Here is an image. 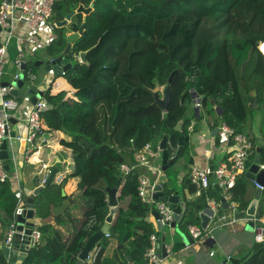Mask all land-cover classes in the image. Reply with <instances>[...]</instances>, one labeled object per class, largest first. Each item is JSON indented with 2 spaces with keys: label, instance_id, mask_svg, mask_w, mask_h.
Wrapping results in <instances>:
<instances>
[{
  "label": "trees",
  "instance_id": "16d2710c",
  "mask_svg": "<svg viewBox=\"0 0 264 264\" xmlns=\"http://www.w3.org/2000/svg\"><path fill=\"white\" fill-rule=\"evenodd\" d=\"M91 2L56 0L51 25L64 20L81 3L89 7ZM83 21L84 14L77 13L66 26L52 29L55 38L46 47L50 58L64 53L68 36L78 32ZM261 42L264 0H96L83 35L74 41L68 55L73 67L62 75L68 86L54 88L55 78L45 90L48 106L41 111L42 130L37 136L65 133L59 141L71 150L74 166L60 183H52L40 192L35 199L36 213L39 218L50 217L52 207L66 198L62 190L67 180L76 178L77 190L67 198L73 202L71 209L82 211L79 220L71 213L73 220L81 224L66 237L51 222H42L38 226L40 240L23 264H76L87 240L105 224L110 209L107 187H117L120 180L114 233L97 244L101 251L96 259L84 264H102L110 239L117 243L120 264H148L145 253L155 228L146 221L151 204L142 201L138 193L139 178L145 174L137 167L123 177L121 164H132L134 153L148 143L157 149L164 136L173 157L179 138L184 136L180 159L184 160L183 169L188 170L193 164L189 130L192 95L194 100L200 98L205 115L216 119L213 128L221 121L243 132L255 110L249 107L254 90L259 106H264ZM82 51L87 52L86 63L78 61ZM160 55L165 60L156 66L155 82L151 84L142 66L146 59ZM35 67L27 63V69L34 71ZM24 76L29 79L27 73ZM165 84L172 92L167 110L156 103L154 95L156 85ZM180 121L184 123L182 132L176 131ZM262 123L264 134V118ZM251 140L254 154L258 140ZM261 156L264 164V146ZM10 170L6 181L0 180V230L4 241L21 203L13 190ZM182 171L181 166L169 167L165 185L177 191ZM190 172L186 171L184 185L195 193ZM251 184L241 174L232 189V199L240 211L251 201ZM201 207L202 202H192L181 223H194L190 217ZM263 215L264 190L257 218ZM0 264H8L1 248ZM238 264H264V242L257 243Z\"/></svg>",
  "mask_w": 264,
  "mask_h": 264
},
{
  "label": "crops",
  "instance_id": "0c3cea01",
  "mask_svg": "<svg viewBox=\"0 0 264 264\" xmlns=\"http://www.w3.org/2000/svg\"><path fill=\"white\" fill-rule=\"evenodd\" d=\"M11 45L9 47V51L11 49ZM14 50H15V46H14ZM9 57L12 58L10 53H9ZM40 57H42L41 59L43 60L50 58L48 56V53L46 52V49H38L36 52H28L27 58L25 60L26 63H28L29 65V63L31 62L28 61V58H33L34 60L36 59L38 61L41 60ZM13 59L14 62L16 57L13 56ZM42 67L44 66L39 67V70L40 69L41 70L39 71L38 74L35 73V70L33 71L35 74V78L31 80L33 86H30L28 82H26L28 84L27 86L29 87V89L32 88L36 91L46 90L47 88L50 87V85L54 83V80L57 76H55L53 71L47 72L45 67L42 70ZM8 69L9 71L7 72L5 70V74H6V77H4L5 82H9L17 71V68L16 69L13 68L14 70L13 69L11 70V67H9ZM62 81L65 80L62 78ZM53 86L54 88H58L61 86V82H57V83L55 82ZM25 88L28 94V88L27 87ZM31 98L32 95L28 94L22 100L20 107L15 112L16 114L15 117L19 120V123L15 125L11 123V129L12 131L16 132L17 136L15 139L13 138L11 140L8 139L9 140L8 152H9V160H10L9 162L11 163L10 180L12 181L13 190L17 192L18 196H20L21 203L19 207L26 199L24 188L35 189L38 186H40L42 179L46 176V173L50 174L51 170L55 166H58L60 171L56 175L53 183L55 182L60 183L65 178V176H67L73 170V166H74L73 155L71 153V150L62 146L61 144L59 145L55 144L53 140L54 138L52 139L54 133H49L51 134V136L46 141H44L45 137L43 135L40 136L39 140L37 141L38 145H33L30 147L25 146V148L24 145H22V139L26 134V128H27L26 118L28 115V111L34 105ZM251 98H252V94H251ZM191 99L192 101L189 107L190 109L189 118L191 119L190 122L191 129L189 127V130H190V146H191L193 164L188 167V170L187 168L183 169L184 160L180 159V157L173 164L176 165L177 167L181 166V170H184L182 171V173L179 175L178 178V190L173 191L170 186H166L164 183L167 178L165 176L166 171L162 169V162H161L162 157H160L157 160H151L150 167H141L140 170L142 171L143 174H145V176L147 177L150 183L151 189L149 193L152 195V198H153V186L155 184H162L163 190L166 192V194L169 195V194L178 193V195L180 196V201L182 203H185L187 205V208L195 200L196 202H202L201 209L204 208L205 200L208 201L214 200L217 203H219V205L221 206V197L223 196L222 192L221 190L217 191L213 183L204 192L203 196H197L195 194L196 192L195 193L191 192L190 188L184 185L186 171H190L193 166L197 165L199 167H203V168L208 167L210 169L211 161L215 166H217L223 161H229L230 153L232 151V141L230 140V138L225 136L223 133H222L223 136L220 137L218 134L219 132H221L220 130L214 133V131L217 128L219 129L220 126L219 125L218 127L213 128L212 120L216 121L214 117L212 118V120L206 117L205 123L203 124L204 130H202V128L199 129V127L197 126V121L198 119L202 118L204 112L202 108H199L198 110L196 109L194 95L191 96ZM254 112H253V117H254ZM251 120L246 124L245 130L242 133L247 134L250 138L251 137L256 138V140H259L260 138L264 140V134L261 131V127L263 123H261V126L258 127L256 131H253ZM18 136H21V139H19ZM61 138H63V136H61L59 140ZM256 148H254L255 149L254 154H252L251 151V155H250L251 158H255ZM176 152H177V148L175 150V154ZM43 165L48 166L49 169H43ZM250 181L252 182L250 188L254 190V193L252 194V192L250 191L248 196L251 197V201H252L255 198L256 192L259 188L257 187L255 181L252 180ZM77 183L78 180L76 178H69L65 186L63 187L62 195L63 193H65V196L63 195L64 197H66L65 200H68L70 202L69 206L65 210L66 213L54 214L52 211V215L50 217L37 219L38 226L44 221L51 222V224L56 229L61 230L66 237L71 236L76 231V229L80 227L81 223L75 222V220H73L71 216V213H73L74 218L76 217L79 220L82 218V211L79 208L71 209L73 202L71 201L70 198H67V196H70L76 192ZM153 202H155L156 204L155 207L152 206ZM153 202H147L151 204V211L149 216L146 218V221L153 223L155 228L154 232L157 233L161 238L162 232L160 233L158 232V224H157L158 221L153 216V210L157 209V203L159 201H153ZM247 208L245 210H247ZM236 210H237V206L236 209L235 208L233 209L230 206V203L228 209H223L220 207L218 210H216V216L212 218L210 224H213V222L218 217L223 215L227 216V220L231 223L217 227L205 243H197L195 241L189 242L187 240L186 241L184 240V236H188L192 238L189 234L190 225H198L201 227V218L199 216V213L195 211L193 213V216L190 217L194 220V223L192 224L186 225L184 223H181L182 220V216H181L180 220L177 222V225L175 227L166 225L164 227V231L167 233V240L165 242L166 252L162 256L163 262L161 264H222L226 259H229L230 257L238 258L239 260H241L242 256H247L249 252H252L255 249L257 242L255 241L254 232L249 231L247 229V222L249 220L237 219L235 216ZM69 218L71 219V221L69 220ZM255 219H258L260 222L264 223V215L261 218H257V213H256V216L254 217V221ZM0 226H1V221H0ZM255 226H256V222H255ZM107 238L109 239L111 237H107ZM110 240H111L110 243L107 245L106 249L103 252L101 263L120 264L116 253L117 243L114 239H110ZM2 242L5 243L3 239ZM176 245H179L180 248L175 249ZM211 252H213L214 254L211 255ZM91 260L93 261L92 255H90L87 261H91Z\"/></svg>",
  "mask_w": 264,
  "mask_h": 264
},
{
  "label": "built area",
  "instance_id": "2783aa9c",
  "mask_svg": "<svg viewBox=\"0 0 264 264\" xmlns=\"http://www.w3.org/2000/svg\"><path fill=\"white\" fill-rule=\"evenodd\" d=\"M56 0H0V97L1 104L0 110L3 112V116H0V151L4 138H11V123L10 117L16 116L15 112L21 105L19 99H16L12 95V91L16 85L14 82L18 81L22 72L28 75L29 79L35 78V74L32 70L27 69V63L25 69H22L23 62H26L28 52H36L38 49H46V47L55 38L53 33V27L50 19L53 15V8ZM15 43L16 59L14 64L17 68L13 78L7 85H3L5 75V63L9 58V47L11 43ZM259 49L264 55V42L259 44ZM79 58V55L77 56ZM25 82L27 80L25 79ZM196 106L201 108V100H197ZM48 106L46 99L39 98L28 111L26 118V124L29 129L27 141L33 144L34 140L41 133L42 120L41 111ZM191 129V127H190ZM219 130L225 136L229 137L232 141V151L230 153L229 161H223L218 164L213 173L218 180L220 190L223 197L230 203V206L236 209V204L232 199V189L236 185L237 178L241 174L247 172L246 162L248 152L253 149V142L251 138L238 132L235 128L231 127L227 123H222L219 126ZM21 139V136H18ZM30 147V146H29ZM162 157V150L160 147L154 149L151 144H146L142 149L134 153V162L132 164L123 163L120 166V171L123 177L129 175L137 167H150L151 160H157ZM5 161L0 157V180L6 181L8 178V171L5 167ZM43 169H49L48 166L43 165ZM211 170L197 165L193 166L190 172V178L192 183L196 187V195L203 196L204 192L211 186ZM49 173L42 179L43 184ZM257 187L264 190V186L256 183ZM150 183L145 176H140L138 193L144 202H153L150 191ZM208 205L217 210L219 203L214 200L208 201ZM157 209L161 215L160 221L166 226L174 221V211L172 205L165 201H159L157 203ZM216 216V213H215ZM214 216V217H215ZM256 226L254 230L255 241L257 243L264 242V223L255 219ZM231 223L227 220V216L218 217L213 224L207 226L206 229L198 225L189 226V234L193 240L197 243H205L207 239L212 235L213 231L219 227ZM17 223L11 224L7 232L5 243L7 246H11L13 243L14 235L16 233ZM41 233L38 230V224L34 228L32 233V243L37 245L40 240ZM106 236H110L107 234ZM159 235L152 233L150 236V245L145 253V258L148 264H161L163 258L160 254ZM101 251V247L96 245L90 255L93 259H96L97 255ZM214 253L211 252V255ZM90 257V256H89Z\"/></svg>",
  "mask_w": 264,
  "mask_h": 264
},
{
  "label": "water",
  "instance_id": "95a60500",
  "mask_svg": "<svg viewBox=\"0 0 264 264\" xmlns=\"http://www.w3.org/2000/svg\"><path fill=\"white\" fill-rule=\"evenodd\" d=\"M95 1L91 2L89 7H86L84 3H81V5L78 7L77 10L72 11L67 15V17L59 22H56L53 24V29L60 28L63 26H66L68 22L72 19V17L77 13H83L84 14V21L82 25L80 26V29L76 33H72L68 36L67 39V46L64 51V53L56 58H48L46 60H38L35 62L36 67L44 66L47 72H54L55 76H62L66 72L69 71L73 67V61L68 56L71 52L72 45L74 41L79 38L81 35H83L84 30L86 28V21L88 15L94 10L95 7ZM87 52L82 51L79 53V62L80 63H86L87 62ZM26 62H23L22 69H25ZM173 74L169 78V83L172 81ZM3 85H7L8 82H3ZM16 85L15 89L12 91V95L16 98H20V92L21 89H24L28 84L25 82V76L24 72L21 73L20 78L18 81L14 82ZM160 92V93H159ZM28 93L29 95H32V102L35 104L37 103V100L39 98H43L45 95V90H39L36 91L32 88L29 89L28 87ZM252 98L249 101V107L250 108H256L259 106V103L257 101V92L254 90L252 93ZM154 95H155V101L157 104H159L164 110L168 109L169 103L171 101L172 92L169 84H165L164 86H158L154 88ZM197 100H200V98H196L195 102ZM184 101V97L182 99V102ZM0 104H1V97H0ZM196 109L198 110L199 107L196 106ZM0 116H3V112L0 110ZM10 123L13 125L19 123V120L12 116L9 119ZM184 127L183 121H180L176 126V131L182 132ZM218 128L214 131V133L218 132ZM29 129L26 128V134L22 139V145L25 146H33V144H30L27 141ZM16 132H11V138H16ZM43 136L45 137L46 141L50 138L51 134L44 133ZM8 138H4L2 145H1V151H0V157L5 161V167L7 171L10 170L9 165V152H8ZM160 149L162 150V169L166 171L171 165H173L177 159L182 155L184 147H185V137L181 136L178 141L177 146V152L174 157H170V152L168 148V138L167 136H164V138L160 142ZM264 146V140L260 138L258 140V146L256 148V156L255 158H251V151L248 152L247 162H246V168L247 172L245 173V176L249 178L252 181H255L258 184H261L264 186V165L262 164V150ZM210 176H211V182L215 185V188L217 191H220V187L218 184V180L215 177L213 171L215 169V165L213 162H210ZM60 171L58 166H55L50 174L48 175L46 181L38 186L35 189L31 188H24V192L26 194V199L22 203V205L17 209L16 212V233L14 235L13 243L11 246H7L2 242L1 238V230H0V248L5 253L8 264H23V262L26 260L27 256L29 255L31 249H33L36 245L32 243V233L34 231V228L37 226V219L39 218L36 213L35 208V199L36 196L40 194V192L48 187L53 181L55 180L56 175ZM121 182V180H120ZM119 182V184H120ZM119 184L115 188L107 187V193L109 197V213L105 219V224L103 227L97 231L95 234H93L86 242L83 250L79 254V259L76 264H84L85 261L89 259L90 253L92 250L96 247V245L103 239L107 234L112 235L114 233V228L112 226L113 221L115 219L116 213H117V207L119 205L118 200V190H119ZM262 190L258 189L255 195V198L251 201L249 204L247 210L240 211L236 210L235 216L237 219H248L247 222V229L249 231L254 232L255 230V221L254 217L256 216L259 199L261 197ZM65 196V193H63ZM153 199L154 201H165L172 205L173 211H174V221H172L170 225L172 227H175L177 225V222L180 220L181 216H185V213L187 211V205L185 203H182L180 201V196L178 193L176 194H166V192L163 190L162 184H155L153 186ZM70 202L68 200H65L62 205L60 206H54L52 208V211L54 214H64L66 213V209L69 206ZM155 202L152 203V206L155 207ZM228 209L229 208V202L225 199V197H221V206L217 208ZM197 213H199V216L201 218V227L203 229H206L207 226L210 224L212 218L215 216L216 210L213 209L208 205L207 200H205L204 208L203 209H196ZM153 216L158 221V232H162V237L159 239V243L161 246L160 254L161 256L164 255L166 252L165 249V242L167 240V233L164 231L165 225L160 221L161 215L157 209L153 210ZM141 219V218H139ZM149 220V219H147ZM184 240L189 242H194L193 238H190L188 236H184ZM240 260L238 258L230 257L229 259H226L222 264H237Z\"/></svg>",
  "mask_w": 264,
  "mask_h": 264
},
{
  "label": "rangeland",
  "instance_id": "374dc122",
  "mask_svg": "<svg viewBox=\"0 0 264 264\" xmlns=\"http://www.w3.org/2000/svg\"><path fill=\"white\" fill-rule=\"evenodd\" d=\"M11 44L12 45H11V49H10L9 53L12 56V58L9 57V60H7V62L5 63V70H6V72L9 71V69H8L9 67H11V70L13 68L16 69V66H15V64L13 62V60H14L13 59V56L16 57L17 52H16V48L14 50L15 43L12 42ZM41 58L42 57H40V59ZM164 60H165V57L160 55V56L151 57V58L146 59L144 61V64H143L142 67H143V70H144V72H145V74H146V76H147V78H148V80L150 81L151 84H153L155 82V79H154V71H155L156 66L159 65ZM28 61L29 62H32L33 64H35V62L37 60L36 59L34 60L33 58H28ZM75 63H77L76 60H75ZM43 69H44V67H42V70ZM40 70H39V68H36L35 67V73L38 74ZM4 77H6V74L4 75ZM56 78H57L56 83L57 82H61L60 88H64V87L66 88L68 86L67 83H66V81H62V78H63L62 76H57ZM27 82H28V84L30 86H33L32 82L30 80H27ZM26 91H27L26 88L21 90V95H20V98H19V101L20 102H22V100L29 94V93L27 94ZM254 111H255L254 112V117L251 120V124H252L253 131H256L257 128L261 126L262 119L264 117V106L261 105V106L255 108ZM189 112H190V110H189ZM191 114H192V112H191ZM206 117H208L210 120H212V118H213V116H206L205 113H204L203 116H202V118L201 119H198V121H197V126L199 127V129L202 128V130H204L203 124L205 123ZM221 124H222V122L219 125H221ZM205 130H207V129H205ZM56 134H57V136H56ZM218 134H219L220 137L223 136V134L221 132H219ZM61 136L65 137L66 134L63 133V132H54V135H53L52 139L54 138L53 140H54L55 144H58V145L60 144L59 138ZM39 137L36 139V142H35L34 145H38L37 141L39 140Z\"/></svg>",
  "mask_w": 264,
  "mask_h": 264
}]
</instances>
